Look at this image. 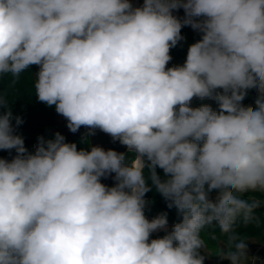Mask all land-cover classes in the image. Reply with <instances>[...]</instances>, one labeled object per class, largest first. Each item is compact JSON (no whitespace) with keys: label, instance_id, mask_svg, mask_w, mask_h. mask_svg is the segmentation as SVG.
<instances>
[{"label":"clouds","instance_id":"1","mask_svg":"<svg viewBox=\"0 0 264 264\" xmlns=\"http://www.w3.org/2000/svg\"><path fill=\"white\" fill-rule=\"evenodd\" d=\"M185 26L201 39L168 67ZM32 65L37 99L69 131L99 129L128 152L59 132L30 152L0 94V150L15 151L0 158V264H249L238 228L264 204V0H0V78ZM153 189L181 216L154 239L168 218L145 215ZM210 229L225 238L215 253Z\"/></svg>","mask_w":264,"mask_h":264},{"label":"trees","instance_id":"2","mask_svg":"<svg viewBox=\"0 0 264 264\" xmlns=\"http://www.w3.org/2000/svg\"><path fill=\"white\" fill-rule=\"evenodd\" d=\"M183 39L178 42V44L171 49L170 55L174 58L183 61L181 65L184 64L187 56L188 47L201 39L202 34H195L188 30H182L181 32ZM168 67L173 65L169 64ZM177 66V65H176ZM39 71L38 66L32 65L23 73L21 77L14 80L11 76H4L0 78V94H2L9 105H12L13 115L22 118L23 123L16 128V133L22 135L25 142V147L31 152L30 147L32 144L38 141V137H44L46 131L55 128L56 119L60 115L55 111V107H49L46 104L40 102L32 88V80L35 78V74ZM257 97V91L251 89L248 91L242 104L245 106L255 105V100ZM208 104L211 105L214 110H218V104L214 100H210L207 103L197 102L191 103V107H199L198 104ZM15 124V120H13ZM87 138V142H85ZM65 142L76 143L78 149L84 148L90 150L93 146L89 140L87 134H75L69 135L65 138ZM15 155V151H3L0 150V158L12 159ZM158 174L163 178V171L157 169ZM113 183L108 184V186H113ZM212 192L209 194L210 198ZM247 198V197H245ZM145 199L149 201L145 208V215L147 218H154L161 213H167L168 223L172 225L178 223L181 220V216L175 207L169 208L168 202L158 193L155 189L149 191ZM214 199V198H212ZM256 219L247 226H240L238 231L241 235L250 237H263L264 236V205L261 206L255 212ZM171 225V226H172ZM173 227V226H172ZM170 230H162L158 233H152L151 238L163 237ZM214 232L220 235L224 241L225 238L219 233L218 229H213ZM204 254V253H202ZM206 255V254H205ZM204 264H211L209 261V256L206 255Z\"/></svg>","mask_w":264,"mask_h":264},{"label":"crops","instance_id":"3","mask_svg":"<svg viewBox=\"0 0 264 264\" xmlns=\"http://www.w3.org/2000/svg\"><path fill=\"white\" fill-rule=\"evenodd\" d=\"M132 4L134 7H139L140 5L143 4V0H132ZM174 15H176L179 18H183L184 17V11L183 9H179L178 11L174 12ZM182 30H188L190 32H193L195 34H202L200 33L198 30H194L192 29L190 26H185L181 29ZM182 35V34H181ZM183 37V36H182ZM172 59L171 61H176L177 64L176 65H181L183 61H180L176 58H174L173 56H171ZM211 99H204L201 100L199 98H194L192 100L191 103H197L199 101L207 103L209 102ZM199 106L202 105L198 104ZM59 132L61 135H63L65 138L68 137L69 135H75V134H88L89 133V129L85 128V127H81L77 132L73 133L71 131H69V129L67 128V121L66 119L62 116L59 115L56 119V126L53 129L48 130V133L45 134L44 138H48V137H54V134ZM89 140L91 142V144L93 146H100L103 147L105 150L108 149H112L115 150L117 152L120 153H126L128 152V149L126 148V146H123L119 143V141H113L111 136L108 134H105L104 132L100 131L99 129L94 130V134L92 135H88ZM50 139V138H49ZM114 173L110 176H108L107 178H102L101 182L108 185L110 183H115L113 177H114ZM217 195V193L211 194L212 198H215ZM264 205V204H263ZM169 229L168 227L166 229H162V230H167ZM162 230H158L154 233H158ZM213 231V229H212ZM218 243V242H217ZM219 248L224 247V242H219L218 243ZM248 256H249V264H264V236L263 237H250L248 239ZM214 259H212L210 261L211 264H231V262L229 260L226 259H220L219 257L215 256L213 257Z\"/></svg>","mask_w":264,"mask_h":264},{"label":"rangeland","instance_id":"4","mask_svg":"<svg viewBox=\"0 0 264 264\" xmlns=\"http://www.w3.org/2000/svg\"><path fill=\"white\" fill-rule=\"evenodd\" d=\"M170 64H172L173 66H176L177 62L176 61H170ZM46 133H48V131H46L45 134ZM45 134H44V136H45ZM49 138L51 139L52 137H48L46 139H49ZM30 150H32V146L30 147ZM214 193H216V192L213 191L212 194H214ZM171 225H172L171 223L167 224V227L169 228L167 230H170V228L173 226V225L172 226ZM203 238H204L205 244L207 246V249L210 252H212V253H215L218 249H220L219 246H218L219 242H222V243L224 242V239L220 235L216 234L214 232V230L212 231V229H210V230L206 231L205 233H203ZM213 257H215V256L214 255L209 256V260L211 261L212 259H214Z\"/></svg>","mask_w":264,"mask_h":264},{"label":"built area","instance_id":"5","mask_svg":"<svg viewBox=\"0 0 264 264\" xmlns=\"http://www.w3.org/2000/svg\"><path fill=\"white\" fill-rule=\"evenodd\" d=\"M131 2H132V0H131ZM141 6V5H140ZM37 143H38V141L37 142H35L33 145H32V152H34V150H35V147H36V145H37Z\"/></svg>","mask_w":264,"mask_h":264}]
</instances>
